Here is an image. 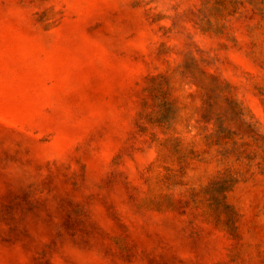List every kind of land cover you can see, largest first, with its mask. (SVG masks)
<instances>
[{"label": "rangeland", "instance_id": "obj_1", "mask_svg": "<svg viewBox=\"0 0 264 264\" xmlns=\"http://www.w3.org/2000/svg\"><path fill=\"white\" fill-rule=\"evenodd\" d=\"M0 264H264V0H0Z\"/></svg>", "mask_w": 264, "mask_h": 264}]
</instances>
